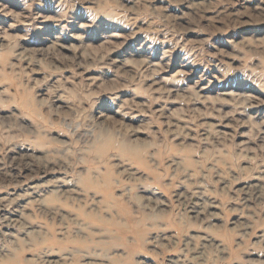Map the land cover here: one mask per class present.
<instances>
[{"label":"rangeland","instance_id":"obj_1","mask_svg":"<svg viewBox=\"0 0 264 264\" xmlns=\"http://www.w3.org/2000/svg\"><path fill=\"white\" fill-rule=\"evenodd\" d=\"M0 264H264V0H0Z\"/></svg>","mask_w":264,"mask_h":264}]
</instances>
